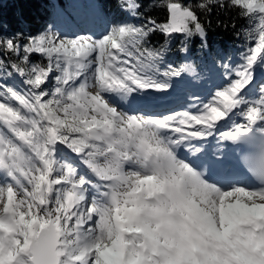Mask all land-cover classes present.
<instances>
[{
  "label": "snow or ice",
  "instance_id": "snow-or-ice-1",
  "mask_svg": "<svg viewBox=\"0 0 264 264\" xmlns=\"http://www.w3.org/2000/svg\"><path fill=\"white\" fill-rule=\"evenodd\" d=\"M230 3L250 27L259 14V39L223 71L210 58L200 72H161L152 33L205 35L175 0L164 23L113 21L93 5L92 35L0 38V264H264V0ZM140 7L120 4L133 18ZM217 75L226 83L195 114L160 111ZM236 115L247 124L220 138L246 144L240 155L186 162L181 148L200 152L193 141Z\"/></svg>",
  "mask_w": 264,
  "mask_h": 264
},
{
  "label": "trees",
  "instance_id": "trees-1",
  "mask_svg": "<svg viewBox=\"0 0 264 264\" xmlns=\"http://www.w3.org/2000/svg\"><path fill=\"white\" fill-rule=\"evenodd\" d=\"M167 0H138L141 5L140 18L129 17L128 13L120 10L122 0H0V38L18 37L25 41L33 37L44 25H54L64 32L82 30L91 26L89 14L95 5L113 21L127 19L137 26L145 25L149 18L157 23L168 19L166 7L162 6ZM183 5H190L196 13L205 35L199 34L185 38L181 34H173L168 38L163 33L154 32L149 36L150 46L159 49L165 46L161 72L184 64H191L197 72L200 65L215 59L216 64H230L229 52L244 46L242 38L250 36V23L247 16L241 15L242 8L232 6L230 0H175ZM204 3L206 8L199 5ZM187 47V51L182 48ZM31 62L46 64V60L33 55ZM188 73H183L185 76ZM182 78V77H181ZM173 80L180 79L172 77Z\"/></svg>",
  "mask_w": 264,
  "mask_h": 264
},
{
  "label": "rangeland",
  "instance_id": "rangeland-1",
  "mask_svg": "<svg viewBox=\"0 0 264 264\" xmlns=\"http://www.w3.org/2000/svg\"><path fill=\"white\" fill-rule=\"evenodd\" d=\"M253 17L255 18L256 20V24H255V27H251L250 29V36L247 40H245L244 38H242V41L245 43V47L244 46H239L238 48H234L232 49L229 54H228V57L231 58V63L230 64H227L229 67H232L233 65H238L242 59V54L244 52H246L249 48V46H251L252 48H255L257 45H258V39H259V25H258V16L259 14H252ZM88 29V28H87ZM86 29H82V30H74V32L72 31L71 33H68V32H64L62 30H60L59 28H57V26H54V25H44L40 31H38L37 34H35L34 36H39L40 34H44V33H48V32H52V33H55L56 35L58 36H64V35H68V36H73V34L75 35H84V36H88V35H92L91 32H88V31H85ZM30 37V36H29ZM25 39V41H21L18 39V37H16L19 41L20 44H25L28 42V38ZM261 56H264V53H261L260 54ZM258 62H259V57H258ZM34 63V62H33ZM226 64V63H224ZM223 64V65H224ZM217 68H219L221 71H223V68L221 65H218L216 64ZM55 75V73L53 74ZM186 75H189V74H186ZM185 75V76H186ZM17 80H20V77H15ZM255 82V81H254ZM197 83L200 85V87H195L194 89L191 88L193 90V94L195 95V92H196V89L198 88H202L201 91H199V94H202L203 92V89L204 90H208V98L206 100L205 103L207 102H210L212 100V96L210 95V93L214 92L216 90L215 88V85H223L226 83L225 80H222L220 79V77L217 75V76H214L211 80H208V82L205 84L203 81H197ZM46 87H48L49 89H51L52 87V83H51V79L49 81V84L46 85ZM250 87V86H249ZM90 91L92 92H95V89H89ZM247 89H245L244 91H246ZM193 94H192V97H193ZM243 94V93H242ZM185 97V95H183ZM206 96V97H207ZM174 99V98H172ZM171 99V100H172ZM183 100V99H182ZM193 100V99H192ZM194 103L193 101L189 100L188 102H183V103H180V106H178L176 108V110L180 111V112H183V111H190L194 108H192L190 105ZM187 104V105H186ZM196 104V103H194ZM190 107V108H189ZM245 107V106H244ZM243 107V108H244ZM242 109H234V111L236 113H239L241 112ZM190 109V110H189ZM191 113L193 112V114H195L197 112V110H193V111H190ZM239 116H242V115H239ZM244 117V116H243ZM245 118V117H244ZM242 120H245L247 121L246 119H242ZM241 121V120H240Z\"/></svg>",
  "mask_w": 264,
  "mask_h": 264
},
{
  "label": "bare ground",
  "instance_id": "bare-ground-1",
  "mask_svg": "<svg viewBox=\"0 0 264 264\" xmlns=\"http://www.w3.org/2000/svg\"><path fill=\"white\" fill-rule=\"evenodd\" d=\"M200 87V86H199ZM194 89V88H193ZM202 90V88H198V89H196V92H195V95L193 94V97H192V99H180L179 100V103H183V102H188L189 100H191V101H193L194 103H196V104H202V103H205L206 102V100H207V98H208V96H207V94L209 93L208 92V90H204L203 89V92H202V94H199V91H201ZM207 96V97H206ZM194 103H192L190 106L192 107V108H194V109H192V110H190V111H193V110H197L195 107H193V104ZM187 105V104H186ZM244 106H242V108H243ZM190 108V107H189ZM241 108V109H242ZM167 109H169V108H167ZM167 109H164V108H161L160 109V111H162V112H164V111H166ZM234 111V110H233ZM235 112V111H234ZM193 113V112H192ZM240 119L242 120V119H246V118H244L243 116H239V115H236L233 119H232V121L230 122V123H225V121L224 120H221V121H217V129L218 130H216V134H215V136H213L212 137V140L214 139V141L216 142L218 139H221L220 138V133L221 132H223V131H225V130H229V129H235V127L237 126V125H235L234 126V123H236L235 121H237V122H240ZM243 121H245V120H243ZM232 122H234V123H232ZM260 124H261V122H257V125L256 126H254V127H259L260 126ZM221 125H224V127H220ZM199 127V126H198ZM221 128H225V129H223V130H220ZM219 136V137H218ZM203 141H208V138H206L205 140H203ZM213 142V141H212ZM228 152H231V147L228 149ZM252 187H255V185H251Z\"/></svg>",
  "mask_w": 264,
  "mask_h": 264
}]
</instances>
